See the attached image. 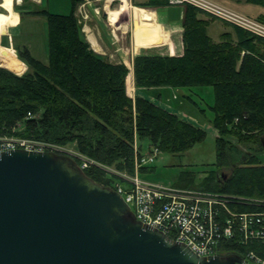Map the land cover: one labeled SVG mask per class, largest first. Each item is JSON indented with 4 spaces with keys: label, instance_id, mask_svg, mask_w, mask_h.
I'll return each instance as SVG.
<instances>
[{
    "label": "trees",
    "instance_id": "16d2710c",
    "mask_svg": "<svg viewBox=\"0 0 264 264\" xmlns=\"http://www.w3.org/2000/svg\"><path fill=\"white\" fill-rule=\"evenodd\" d=\"M76 2L70 0L65 14L39 12L45 17L46 63L21 46L17 55L27 65L25 73L16 75L0 67V133L59 146L73 144L76 152L98 164L84 172L104 186H112V178L100 164L133 173L135 138L146 142L148 149L168 154H180L203 141L204 129L148 98L127 94V66L93 51L74 14ZM200 12L185 6L182 55L133 58L134 85L145 91L186 89L181 97L217 131L213 166L197 183L194 172H180L177 185L226 195L229 204H237L240 210L259 209L238 198H264V154L260 156L264 152L260 140L264 136V39L232 26V32H223L213 41L207 33L208 20L200 18ZM259 20L264 22V16ZM198 87L212 89L211 104L193 90ZM243 148L250 154H244ZM147 169L151 167H141ZM220 169H227L225 178L217 177ZM246 250L264 258L262 242L226 247L227 253L239 256Z\"/></svg>",
    "mask_w": 264,
    "mask_h": 264
},
{
    "label": "water",
    "instance_id": "95a60500",
    "mask_svg": "<svg viewBox=\"0 0 264 264\" xmlns=\"http://www.w3.org/2000/svg\"><path fill=\"white\" fill-rule=\"evenodd\" d=\"M0 264L247 263L235 253L199 256L135 219L69 155L13 149L0 151Z\"/></svg>",
    "mask_w": 264,
    "mask_h": 264
},
{
    "label": "crops",
    "instance_id": "0c3cea01",
    "mask_svg": "<svg viewBox=\"0 0 264 264\" xmlns=\"http://www.w3.org/2000/svg\"><path fill=\"white\" fill-rule=\"evenodd\" d=\"M151 1L77 0L74 14L81 23L84 37L93 51L111 62L124 63L128 69L131 68L132 72V60L136 55L180 56L183 53L182 17L185 6L170 4L168 0ZM212 1L250 18L259 19L264 16V0ZM70 8V0H10V2L0 0V67L16 75L25 73L27 65L17 55V47L21 46L26 47L33 57L42 61L44 48L40 52L33 37L36 25L39 24L46 29L45 17L39 12L46 10L65 14ZM111 15L115 17L112 20L109 19ZM198 16L208 20L207 33L213 41H218L223 32L233 31L228 27L229 25L203 12L198 13ZM4 49L11 52L23 64L24 68L20 73L6 68ZM114 54L117 60L113 61L111 58ZM128 63L131 65L130 68ZM157 89L163 92L160 95L159 92H156L154 96L151 94L148 98L150 101L183 120L193 123L191 119L194 118V121L198 123L199 120L192 118V114L186 115L185 110L188 107L177 102L175 96L181 97L178 89L170 87ZM197 93L202 94L200 91ZM157 97L159 100L156 99Z\"/></svg>",
    "mask_w": 264,
    "mask_h": 264
},
{
    "label": "built area",
    "instance_id": "2783aa9c",
    "mask_svg": "<svg viewBox=\"0 0 264 264\" xmlns=\"http://www.w3.org/2000/svg\"><path fill=\"white\" fill-rule=\"evenodd\" d=\"M170 4L189 5L216 19L226 21L264 39V23L223 7L212 0H168ZM31 116V115H29ZM20 123H17V127ZM15 130V129H13ZM0 137V151L23 149L54 151L75 157L84 169L98 165L76 151H64L61 146L16 135ZM146 156L134 149V168L152 163L157 148L149 149ZM63 152V153H62ZM110 186L118 192L129 210L140 222L152 226L172 240L186 244L199 256L224 255L229 244L246 245L252 241L264 243V200L252 202L251 198L238 199L254 204L259 209L240 210L230 205L228 196L196 187L179 185H154L137 175L121 176ZM247 264H264V258L252 250L241 256Z\"/></svg>",
    "mask_w": 264,
    "mask_h": 264
},
{
    "label": "rangeland",
    "instance_id": "374dc122",
    "mask_svg": "<svg viewBox=\"0 0 264 264\" xmlns=\"http://www.w3.org/2000/svg\"><path fill=\"white\" fill-rule=\"evenodd\" d=\"M222 6L232 10L231 8L227 6H224V5ZM211 18H214V17L211 16ZM80 19L82 20L81 15H80ZM259 21L262 22L261 20ZM222 22L225 23L226 25H229L228 27L231 29H232V26H234L232 24H229L226 21H222ZM33 37L35 39L36 44L39 46V51L41 52V50L44 48V55L41 57V59H43L42 61L46 63L47 62V56H46L47 49H46V43H45V37H46L45 27L39 24L36 25V29L33 32ZM4 51L6 54V67L14 71L15 73H20L24 68L23 64L19 60H17L16 57L11 52L6 51L5 49ZM111 59L113 61L117 60V57H115V54ZM0 62H1V56H0ZM127 65L129 68L131 67L129 63ZM128 70H129V73L126 76L125 85H126V92L131 98H134L135 96H143L145 98H149L151 94H153L154 96V94L157 91L163 92L161 89H152V91L151 90L145 91L144 89L142 90V89L136 88L134 85L133 74L131 72V68ZM193 90L194 91L197 90V92L200 91L202 93L201 96L205 98V101L208 104H211L213 102V93L210 87H201L200 89L193 88ZM177 91L178 93H180V95L187 92L186 89H178ZM175 97H176L177 102H179V104H183L182 106L188 107L186 109L189 110L191 113L185 110L186 115L188 113L190 115L192 114V118L195 117L196 119L200 121L196 123L194 121V118L191 119L193 121L192 124L205 130L206 135H205L204 140L199 143H196L190 149L180 154H168V153H164L158 150L156 152L157 155L153 157L154 160L152 161V163L150 162L146 165H141L138 168H136V170L134 168V163H133L134 171L132 174L128 173L125 169L118 170L114 166H104L100 164V166L107 171L108 176L112 178L113 184L119 182L121 180L120 179L121 176L126 175L128 177V176L137 175L138 178H140L141 180L152 183L154 185H177L180 179L179 174L182 171L194 172L195 183H197L200 181L201 178L204 177L206 170H209L210 167L213 166L212 164L215 162L214 137L217 136V131L211 126V124L207 121V119L204 118L203 115L198 113V110L195 107H193L187 100L186 102L188 103L189 106L185 102V99L182 98L183 99L182 100L180 99L181 97L179 96H175ZM156 99L159 100L158 97ZM205 107L207 108V106ZM207 114H208V111H207ZM184 117H187V116H184ZM0 137H10V136L4 133H0ZM53 146H58V145L53 144ZM61 147H63L65 152L75 151L73 144L62 145ZM133 147L134 149L136 148L137 150H139L141 153H144V155L146 156H149V157L153 156L152 152H150L148 149L147 143L146 142L141 143V139L139 138L134 139ZM243 150L245 151L244 154L246 155L250 154V150L248 148L246 149L243 148ZM263 154L264 152L261 153L260 156H263ZM146 166L151 167V169L141 171V167H146ZM220 170L221 171H219V174L227 172V169H220ZM250 198L252 202L264 200V198H261V197H250Z\"/></svg>",
    "mask_w": 264,
    "mask_h": 264
},
{
    "label": "bare ground",
    "instance_id": "6f19581e",
    "mask_svg": "<svg viewBox=\"0 0 264 264\" xmlns=\"http://www.w3.org/2000/svg\"><path fill=\"white\" fill-rule=\"evenodd\" d=\"M110 13H111V12H110ZM111 14H112V13H111ZM114 18H115V17H114ZM114 18H113V15H111V17H110L109 19H111V20H112V19H114Z\"/></svg>",
    "mask_w": 264,
    "mask_h": 264
},
{
    "label": "clouds",
    "instance_id": "9594fccd",
    "mask_svg": "<svg viewBox=\"0 0 264 264\" xmlns=\"http://www.w3.org/2000/svg\"><path fill=\"white\" fill-rule=\"evenodd\" d=\"M9 2H10V0H9Z\"/></svg>",
    "mask_w": 264,
    "mask_h": 264
}]
</instances>
